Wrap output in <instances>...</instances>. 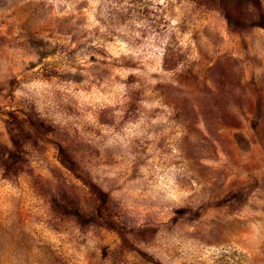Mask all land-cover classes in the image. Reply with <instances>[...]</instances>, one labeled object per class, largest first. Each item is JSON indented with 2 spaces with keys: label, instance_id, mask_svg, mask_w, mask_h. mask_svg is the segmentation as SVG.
<instances>
[{
  "label": "rangeland",
  "instance_id": "obj_1",
  "mask_svg": "<svg viewBox=\"0 0 264 264\" xmlns=\"http://www.w3.org/2000/svg\"><path fill=\"white\" fill-rule=\"evenodd\" d=\"M0 264H264V0H0Z\"/></svg>",
  "mask_w": 264,
  "mask_h": 264
}]
</instances>
